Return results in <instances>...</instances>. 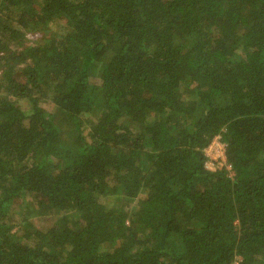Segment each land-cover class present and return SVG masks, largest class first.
<instances>
[{
	"label": "trees",
	"instance_id": "obj_1",
	"mask_svg": "<svg viewBox=\"0 0 264 264\" xmlns=\"http://www.w3.org/2000/svg\"><path fill=\"white\" fill-rule=\"evenodd\" d=\"M0 264H264V0H0Z\"/></svg>",
	"mask_w": 264,
	"mask_h": 264
},
{
	"label": "built area",
	"instance_id": "obj_2",
	"mask_svg": "<svg viewBox=\"0 0 264 264\" xmlns=\"http://www.w3.org/2000/svg\"><path fill=\"white\" fill-rule=\"evenodd\" d=\"M223 152L224 145L220 141H218V137H215V139L204 151L205 155L208 157V160L216 163L224 159Z\"/></svg>",
	"mask_w": 264,
	"mask_h": 264
}]
</instances>
